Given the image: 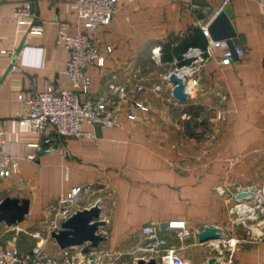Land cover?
I'll use <instances>...</instances> for the list:
<instances>
[{"label": "crops", "instance_id": "0c3cea01", "mask_svg": "<svg viewBox=\"0 0 264 264\" xmlns=\"http://www.w3.org/2000/svg\"><path fill=\"white\" fill-rule=\"evenodd\" d=\"M77 2L0 1V143H6L20 169L18 176L0 180V203L7 198L30 203L23 223L0 224L1 246L30 255L43 240L46 254L58 257L61 250L51 238V224L59 200L82 188L87 192L80 209H101L104 240L93 251L95 264L149 260L140 234L147 224L157 226L160 238L184 264H264V242L258 241L264 236V0L229 2L230 22L244 55L223 66L221 52L215 51L190 80L182 107L197 106L208 115L204 122L192 119L206 124L201 139L197 129L184 130L190 124L183 118L186 113L171 117L177 104L151 80L165 78L177 67L173 57L162 61L166 48L178 46L194 28L208 26L220 1L117 0L112 24L96 36L102 61L88 70L91 92L101 99L110 84L134 79L143 85L139 98L148 101L150 111L133 122L122 114L112 130L85 124V137L63 139L56 152L46 153L44 138L19 124L26 109L18 97L69 86L63 38L80 28ZM17 7L29 8L45 22L42 35L29 33L34 18L22 25L14 21ZM106 47L112 53L106 54ZM154 49H159V62L152 60ZM162 81V90L172 97V87ZM37 144L41 150L33 147ZM32 155L36 159L28 160ZM243 193L247 196L240 198ZM257 200L262 211L242 225L235 207L253 206ZM179 221L188 232L181 241L177 230L167 228ZM206 227L216 228L220 238L200 243L198 234ZM229 239L236 247L222 252Z\"/></svg>", "mask_w": 264, "mask_h": 264}, {"label": "built area", "instance_id": "2783aa9c", "mask_svg": "<svg viewBox=\"0 0 264 264\" xmlns=\"http://www.w3.org/2000/svg\"><path fill=\"white\" fill-rule=\"evenodd\" d=\"M1 1V0H0ZM220 8L216 15L226 7L231 0H219ZM117 0H78L76 8L77 20L80 28L71 37H64V49L69 54L66 64L65 76L69 82L67 88L49 87L45 92L21 94L18 99L25 106V114L18 122L44 138L46 146L44 152L52 153L59 149L60 141L67 138H81L87 134L82 131L85 124L96 126L104 130H112L118 126L122 114L126 120L133 122L139 115H146L150 111L148 101L139 98L143 92V85L134 79H128L123 84H110L104 98L97 99L92 95L93 81L88 73L92 67H99L102 61L101 49L98 46L97 33L100 28L112 24L116 14ZM205 12L212 13L209 8ZM28 18H34L29 29L31 35L40 36L45 29V22L39 21L27 7H17L13 12V19L22 25ZM207 27L202 26L201 31L207 37L205 50L189 49L183 59L189 61L187 65L176 67L174 72L186 85L198 67L211 58L215 51L221 52L220 63L227 66L233 56L225 40L213 41L207 34ZM106 54L112 53L111 47H106ZM237 58L244 55L243 50L234 45ZM152 60L159 62V49L152 50ZM169 76V75H168ZM168 76L166 79H168ZM129 101V102H128ZM42 149L41 145H34ZM35 155L28 157L34 161ZM20 174L18 161L8 153L6 143H0V180H8ZM82 188L73 189L67 196L60 198L59 208L55 220L51 224V231L58 230L64 222L80 209ZM76 208V209H75ZM261 212V202L257 200L253 206L239 204L235 212L241 216V224L254 218L256 212ZM169 230H177V238L181 241L188 236L185 223L171 222L167 225ZM155 224L141 227L140 234L145 244L142 251L147 259H155L157 264H184L177 255L174 247L166 246L161 239ZM264 242V236L258 238ZM45 242L41 240L30 255H22L13 247H3L0 244V264H95L90 256L74 249L61 250L58 257L46 254ZM236 247V241L229 239L221 245V251L227 252ZM145 259V257H144Z\"/></svg>", "mask_w": 264, "mask_h": 264}, {"label": "water", "instance_id": "95a60500", "mask_svg": "<svg viewBox=\"0 0 264 264\" xmlns=\"http://www.w3.org/2000/svg\"><path fill=\"white\" fill-rule=\"evenodd\" d=\"M232 13L225 7L212 20L207 27V34L213 41L225 40L233 59H236L234 45L237 44L236 33L231 25ZM172 86V98L178 104L187 102L186 85L174 72H171L167 79ZM247 194L243 193L239 197L244 198ZM30 203L28 200L7 198L0 203V224L5 223L8 227H16L23 223L29 215ZM103 226L101 220V209L98 205L90 209L78 210L69 220L61 224L60 228L51 234L60 250L81 248L84 255H90L92 260L93 251L97 249L104 240L100 230ZM220 238L217 229L206 227L198 234V241L206 243L216 241ZM136 264H157L155 259L139 260ZM212 264V262L210 263Z\"/></svg>", "mask_w": 264, "mask_h": 264}, {"label": "rangeland", "instance_id": "374dc122", "mask_svg": "<svg viewBox=\"0 0 264 264\" xmlns=\"http://www.w3.org/2000/svg\"><path fill=\"white\" fill-rule=\"evenodd\" d=\"M151 66L153 68L158 69L159 71H162V70H160L161 67H160V64H158V63H153L152 62ZM166 77L165 78L164 77L163 78L155 77L154 79L151 80V83L152 84L155 83L157 85V87L160 88V93L165 94V95L167 94V99L173 100V98L170 97V91H166V90L164 91V89L162 90V87L165 85V83L162 84V82H164L162 80H165V82H168L167 79H166ZM174 103L177 104V107L176 108H178V109L177 110H171L170 111L171 117L176 118V119H179L180 118L179 115H181L182 112L186 113V115H184L183 118H184V120H186L185 122H190V124L188 126H185L184 127V130H188V132L193 131L195 133V129H197L196 130L197 131L196 135H198V138L199 139L203 138V135L205 136L206 133H207V131H208L207 127L205 126L206 124L198 123V121L196 122V121H194L192 119L198 117L199 120H200V122H204L202 120H207L208 115L203 110H201L200 107L193 106L192 108H189V109H187V108L186 109H183L182 105H184V104H178L175 101H174ZM178 106H181V107H178ZM195 124H198V127H195ZM74 250H76V251H82L81 248H77V249H74ZM88 256H90V255H88Z\"/></svg>", "mask_w": 264, "mask_h": 264}, {"label": "trees", "instance_id": "16d2710c", "mask_svg": "<svg viewBox=\"0 0 264 264\" xmlns=\"http://www.w3.org/2000/svg\"><path fill=\"white\" fill-rule=\"evenodd\" d=\"M207 44V39L203 35V32L199 28H194L192 35L187 36L186 38L180 40L178 46L166 48L167 56L162 57V61L168 62L172 57L175 58L177 62V67L187 65L189 61L183 59V55L189 49H199L205 50ZM165 50V48H163ZM168 49V50H167Z\"/></svg>", "mask_w": 264, "mask_h": 264}]
</instances>
